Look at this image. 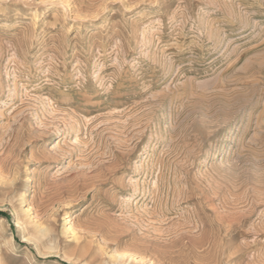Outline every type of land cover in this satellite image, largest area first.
<instances>
[{"label": "rangeland", "instance_id": "rangeland-1", "mask_svg": "<svg viewBox=\"0 0 264 264\" xmlns=\"http://www.w3.org/2000/svg\"><path fill=\"white\" fill-rule=\"evenodd\" d=\"M2 128L0 264H264V0H0Z\"/></svg>", "mask_w": 264, "mask_h": 264}, {"label": "bare ground", "instance_id": "bare-ground-1", "mask_svg": "<svg viewBox=\"0 0 264 264\" xmlns=\"http://www.w3.org/2000/svg\"><path fill=\"white\" fill-rule=\"evenodd\" d=\"M5 130L2 128V130H1V132H0V145H2L3 144V141H4V139H5ZM16 226H17V228H20V221H17L16 222Z\"/></svg>", "mask_w": 264, "mask_h": 264}]
</instances>
